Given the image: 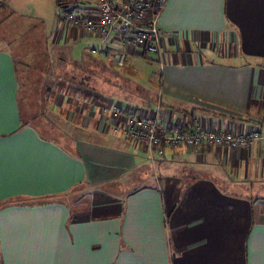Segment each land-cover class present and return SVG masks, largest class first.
Here are the masks:
<instances>
[{"label": "crops", "instance_id": "0c3cea01", "mask_svg": "<svg viewBox=\"0 0 264 264\" xmlns=\"http://www.w3.org/2000/svg\"><path fill=\"white\" fill-rule=\"evenodd\" d=\"M65 1L96 17L91 0ZM58 2L0 0V264H264V0H168L161 68L62 20ZM104 47L108 57L88 52ZM151 63L157 73L135 75ZM52 67L63 76L43 100L59 112L24 121L18 71L34 82ZM113 101L260 138L152 159L110 119Z\"/></svg>", "mask_w": 264, "mask_h": 264}, {"label": "built area", "instance_id": "2783aa9c", "mask_svg": "<svg viewBox=\"0 0 264 264\" xmlns=\"http://www.w3.org/2000/svg\"><path fill=\"white\" fill-rule=\"evenodd\" d=\"M94 2L96 17L91 18L78 13L74 8L62 10L60 18L83 28L105 43L107 38L136 46L140 53L152 54L161 67L164 65V51L158 20L168 0H91ZM92 55L108 57L107 48H91ZM126 53L118 52L116 65L122 66ZM111 120L120 122L121 134L133 142L150 158L163 157L167 147L184 144L197 149L216 145L226 150L249 147L260 138L258 128L244 133L230 130L206 128L194 118L191 123L171 122L160 119L155 114L139 111L138 107L126 102L113 101L110 105ZM107 119V118H106Z\"/></svg>", "mask_w": 264, "mask_h": 264}, {"label": "rangeland", "instance_id": "374dc122", "mask_svg": "<svg viewBox=\"0 0 264 264\" xmlns=\"http://www.w3.org/2000/svg\"><path fill=\"white\" fill-rule=\"evenodd\" d=\"M219 49H221V52H223L222 55H227L226 59H228V55L233 51V48L229 47V45H226L223 40L219 42ZM222 60V58H221ZM42 63L40 64L42 67H46V63H44V60H41ZM93 60H90V65L93 68ZM138 72L135 75H138L140 78H147L149 74L155 72H158V67L156 64L151 63L150 65H139ZM96 74V70H94ZM38 73V75H37ZM35 73L36 78L34 79V82L36 83V86H34V82L29 76V71L27 73L26 70L21 72V70L18 71L19 80H20V102H21V115L24 121L27 122H33L34 124L38 126H45L42 124V121L39 122L40 119H44L46 116H51L52 114H57L59 112L53 110V108L59 106L60 104L58 102L51 103L48 100H43L44 96L46 94L48 95V98L51 99L54 95L55 89L51 87V82L56 81L58 79V76H63V72L61 69H57L56 67H52L51 70L47 71L44 70L42 72L43 74H39V72ZM115 73H110L108 77H114ZM96 77H99L96 75ZM53 86V85H52ZM34 92L32 93V91ZM46 92V94H45ZM39 95V96H37ZM39 98H37V97ZM31 97L34 98V102L31 101ZM42 98V100H41ZM38 99V100H37ZM36 100V101H35ZM60 112L61 111L60 109ZM40 118V119H39ZM107 118V117H106ZM196 118V117H194ZM193 118V119H194ZM49 119V118H48ZM197 119V118H196ZM60 124H62V119L58 120L56 119ZM49 135H53L52 132H47ZM66 136V138H65ZM64 136L63 143L68 149L75 150L73 143H71L70 137L67 135ZM74 193H68L66 195V198L69 196H72Z\"/></svg>", "mask_w": 264, "mask_h": 264}, {"label": "trees", "instance_id": "16d2710c", "mask_svg": "<svg viewBox=\"0 0 264 264\" xmlns=\"http://www.w3.org/2000/svg\"><path fill=\"white\" fill-rule=\"evenodd\" d=\"M58 3H59V6L62 7V10H64V9H65L64 6H65V4H66V1H65V0H59ZM93 61H94V60H93ZM94 64H97L96 61H94L93 65H94ZM91 70H92L93 73H94V69L92 68ZM132 84H133V83H132ZM132 90H137V91H140V93H141V88L138 87V86L134 87V89H132Z\"/></svg>", "mask_w": 264, "mask_h": 264}, {"label": "snow or ice", "instance_id": "6c2138e0", "mask_svg": "<svg viewBox=\"0 0 264 264\" xmlns=\"http://www.w3.org/2000/svg\"><path fill=\"white\" fill-rule=\"evenodd\" d=\"M191 2H195V0H191Z\"/></svg>", "mask_w": 264, "mask_h": 264}]
</instances>
